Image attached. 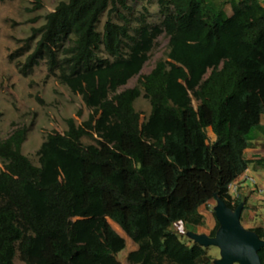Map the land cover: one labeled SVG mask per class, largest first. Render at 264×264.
Here are the masks:
<instances>
[{
	"label": "trees",
	"instance_id": "trees-1",
	"mask_svg": "<svg viewBox=\"0 0 264 264\" xmlns=\"http://www.w3.org/2000/svg\"><path fill=\"white\" fill-rule=\"evenodd\" d=\"M129 1H60L26 39L39 36L20 72L46 57L90 114L48 134L38 165L21 151L25 127L0 141V264H15L17 252L23 264H122L116 256L126 240L109 220L137 246L129 264H211L200 245L183 243L170 227L215 202V194L245 209L240 194L230 203L227 186L252 163L244 150L264 131V6L225 0L227 17L217 0H157L160 24L142 18L131 35L119 11ZM161 32L169 51L140 80L150 103L142 121L134 107L139 87L118 89L140 72ZM66 40L72 44L62 47ZM250 230L264 240L263 228ZM258 255L264 264V247Z\"/></svg>",
	"mask_w": 264,
	"mask_h": 264
},
{
	"label": "rangeland",
	"instance_id": "rangeland-1",
	"mask_svg": "<svg viewBox=\"0 0 264 264\" xmlns=\"http://www.w3.org/2000/svg\"><path fill=\"white\" fill-rule=\"evenodd\" d=\"M60 1L65 0H0V141L7 138L16 128L25 127L27 133L21 151L34 165H38L37 151L48 134L63 133L67 128L66 119L68 118H73L76 124H80L90 114L82 97L72 92L66 84L60 81V70L55 68L53 71H49L46 57L41 58L38 65L26 75L20 72L21 65L27 55L33 51L35 43L39 39V36H36L29 41L26 40L31 35V29L44 24L45 16L52 12ZM224 1L217 0L225 5L226 1ZM128 6V10L120 9L119 11L129 20L131 35H137L142 18L145 19L149 27L160 24L162 15L159 12L160 7L157 0H133L128 2ZM106 19L107 11L103 12L99 18L97 24L99 32L102 31ZM111 19L116 23H123L116 13L111 15ZM168 39V35L161 32L153 40V46L148 52V58L140 72L118 89L121 91L129 87H139L141 94L134 101V107L141 114L142 121L150 114V103L143 96L144 90L140 85V80L155 66L157 61L167 58ZM71 44V41L66 40L62 47H68ZM97 54L102 58L113 59L102 50ZM63 57L62 49L59 48L57 50L59 63ZM192 104L196 107L198 102L192 98ZM81 141L84 144L94 142L90 137H83ZM251 176L256 180V184L260 182H257L259 180L258 172L252 171ZM248 183L252 185L250 182ZM256 188L257 186L249 190L252 196L246 197V206L240 218L242 226L246 229H264V190L261 193ZM214 204L215 202H212L198 210L194 217L184 223H175L170 227V230L188 245L195 244L186 235L188 231L210 236L216 226V218L213 214ZM109 223L126 240V247L117 254V260L122 264H129L126 259L127 254L137 246L118 225L110 220ZM202 248L206 252V262L214 264V260L220 258L218 247ZM14 263L23 264L19 259L18 252ZM163 264L170 263L164 260Z\"/></svg>",
	"mask_w": 264,
	"mask_h": 264
},
{
	"label": "water",
	"instance_id": "water-1",
	"mask_svg": "<svg viewBox=\"0 0 264 264\" xmlns=\"http://www.w3.org/2000/svg\"><path fill=\"white\" fill-rule=\"evenodd\" d=\"M214 200L213 212L219 224L215 235L191 231L186 235L202 247L219 248L220 258L215 259L214 264H262L258 251L264 247V240L255 231L244 228L240 221L244 202L232 209L218 194Z\"/></svg>",
	"mask_w": 264,
	"mask_h": 264
},
{
	"label": "crops",
	"instance_id": "crops-1",
	"mask_svg": "<svg viewBox=\"0 0 264 264\" xmlns=\"http://www.w3.org/2000/svg\"><path fill=\"white\" fill-rule=\"evenodd\" d=\"M232 1V0H230ZM239 1V0H235ZM261 5L264 6V0H258ZM224 14L229 17L232 14V9L229 3H226L223 7ZM260 125L264 127V114L260 116ZM211 139L213 138V135L210 134ZM244 156L251 160L252 163L247 167L248 173L251 175V172H255L259 174V180H257L256 185H250L248 182H242L240 184V195L242 197H247L248 195L252 196V194L249 193V190H252L253 187L257 186V191L263 192L264 188V162L262 164H257L256 161L258 160H264V131L256 130L254 133V139L251 141V144L249 147H247L244 150ZM261 170V171H260ZM261 172V174H260ZM258 179V178H257ZM255 189V188H254ZM208 205V204H207ZM206 205H202L198 208V210H201ZM117 232V231H116ZM118 233V232H117ZM119 234V233H118Z\"/></svg>",
	"mask_w": 264,
	"mask_h": 264
},
{
	"label": "built area",
	"instance_id": "built-area-1",
	"mask_svg": "<svg viewBox=\"0 0 264 264\" xmlns=\"http://www.w3.org/2000/svg\"><path fill=\"white\" fill-rule=\"evenodd\" d=\"M242 182H250L252 185H256V180L248 173V168H246L236 180L232 181L227 186V194L232 205L239 197V187Z\"/></svg>",
	"mask_w": 264,
	"mask_h": 264
}]
</instances>
